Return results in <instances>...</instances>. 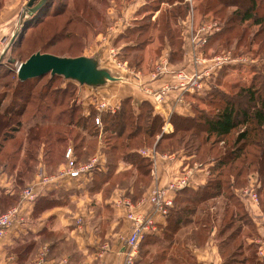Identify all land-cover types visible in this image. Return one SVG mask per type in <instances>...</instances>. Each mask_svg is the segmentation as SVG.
I'll use <instances>...</instances> for the list:
<instances>
[{"label":"crops","instance_id":"1","mask_svg":"<svg viewBox=\"0 0 264 264\" xmlns=\"http://www.w3.org/2000/svg\"><path fill=\"white\" fill-rule=\"evenodd\" d=\"M26 2L27 0H0V52L4 49V43L16 31ZM145 3L147 0H121L119 2L120 8L116 9L118 12L115 15L110 13L112 22L106 29V38L110 41L108 43H112L115 47L118 46L116 41L122 38L121 35L124 30L132 25L130 21L140 12H143L141 17L146 14L152 19L157 17L162 7L147 12L140 11ZM178 3H187L190 7L184 17H178L176 20L180 29L178 51L173 49L167 38H164L161 53L156 58L154 56L149 61L147 55L138 67L129 65L125 68H116L112 65L104 66L110 70L112 75L116 76L115 80L107 81L98 86L79 85V89L85 88L90 94L104 96L108 106H115L123 98L131 97L133 106L136 108L137 102L146 100L151 103L154 113L164 119L163 128H166V132H171L173 128L169 122L170 115L173 114L178 117L196 116V110L200 108L199 104H203L200 101L201 95L209 90L218 72H215L214 76L209 79L210 86L203 83V90L205 91H202L201 95L182 91L176 86L178 80L174 71L184 69L186 72L192 73L195 70L192 55L197 47L192 46L189 37L190 23L192 21L194 26V20L196 21V16L198 17L197 0H174L172 5ZM113 4L116 7V2ZM161 4L170 5L168 2ZM109 9L110 12L114 10L113 7ZM128 44L125 42L124 46ZM151 45L153 43H149L147 46ZM83 54L95 58L99 64H101L102 59H105V54L101 49H97L95 53ZM163 59L168 62L167 71L156 73L155 64ZM233 60L225 66L232 65ZM224 80L231 81L232 76L227 75ZM161 89H164L163 94L160 101H157L153 92ZM203 105L205 106V104ZM87 110L85 113H88ZM140 150L139 153H141ZM142 155L152 159L147 183L134 182L137 170H132L131 164L124 160H120L116 164L115 170L112 172L113 177L108 182H104L98 189L91 191H89L87 182H81L70 177H60L54 183L47 185L41 184L36 176L37 171L32 172L23 187L32 185L35 197L33 199L23 198L20 192L16 203L19 206V217L0 238V264H17L18 257L13 248L19 241L23 242L32 234L36 235V246L27 254L21 264H60L61 262H65V264H96L98 260L103 261L104 264H119L124 256L123 240L131 231V222L127 218L129 209L123 200L130 199L129 194L133 190H137L140 195L135 201L130 199L133 203L132 210L137 213L152 214L153 209L149 196L154 188L167 186L168 182L186 171L191 172L189 187L192 188L204 184L208 177L207 166L209 164L199 165L196 161H192L195 157L194 153L187 154L182 150L159 152L154 147V153L148 152ZM104 158L102 155L100 158L102 162H104ZM126 172L131 173L129 178L115 180L120 174ZM14 173L15 170L12 172L0 171V188L8 190L12 188ZM256 182L257 176L253 173L248 176L244 186L233 188V191L250 219L249 225L242 224L239 234L255 248L258 258L264 259V210L259 199L255 201L241 193L242 188L251 186ZM60 190L68 192L63 202L44 209L37 216L32 215L34 200L37 196H45L51 191L58 192ZM54 197L56 194L51 195L52 199ZM153 214L160 227L166 224V218L159 214ZM197 228L191 222L178 228L174 233L173 241L170 243L171 246L167 249L168 253H165L159 264H224L216 235L217 227L210 228L202 242L196 241L194 237ZM43 229H46L52 236L48 237L45 233L41 234ZM160 234L159 232L153 235L158 242L163 240ZM149 237L151 238V236ZM103 245H107V247L103 249ZM154 245L155 242L150 240L143 247L151 249ZM175 246H179L180 254L172 258L169 251L175 249ZM43 247L47 248V254L44 260L39 263L38 255ZM99 253L101 254L99 255ZM139 258L140 264L150 263L147 262L149 254L140 255Z\"/></svg>","mask_w":264,"mask_h":264},{"label":"trees","instance_id":"2","mask_svg":"<svg viewBox=\"0 0 264 264\" xmlns=\"http://www.w3.org/2000/svg\"><path fill=\"white\" fill-rule=\"evenodd\" d=\"M62 1L63 0H47L44 6L38 12L42 11L40 15H44L47 13H51L52 15L61 14V12H64L63 10L66 9V2L61 3ZM197 1L198 4L196 7L198 10V17L200 22L209 21L212 19L216 20L217 14H223L224 10L227 7L233 6L235 10L232 13H234V15L230 14L231 16L229 15L227 17L226 23H231L233 20L238 19L237 23L243 22L245 24L249 22L251 23V26L259 25V28L257 30L264 28V11L261 10L264 0ZM160 2L162 3L163 1L160 0ZM167 2L171 6L176 7L178 17H184L189 10L187 9V3H178L176 5H172L174 0H167ZM159 8V4H156L155 8H152L151 10H157ZM210 12H212L213 14H211ZM180 14L182 15L180 16ZM34 16H36V14ZM172 16V21L174 20L173 22L178 28V24L176 23L177 18L175 17V14L173 13ZM32 17H29V20L27 19V21H31L30 18ZM44 17H41V19L43 20ZM148 17L150 18V16ZM41 19H39V17H36L33 20L34 24L32 23V26H36V24H39ZM68 21H70V19H68ZM139 28L141 27L132 29L129 28L130 33H134V30H138ZM148 29V26L142 27L138 31V33L141 34L143 33V30L148 31ZM229 29L230 28L226 25L219 31L209 35L202 48L199 49V53L207 56L213 55L208 53L209 47H212L213 44L217 42V40H219V38ZM178 30L180 33L179 28ZM259 33L260 32H256L254 36ZM127 34L128 28L124 30L121 37L124 38L127 36ZM169 35L170 36L166 34L167 38L169 39L167 40L169 41L171 46H175V43L171 41V34ZM14 40L12 41L11 45L13 44ZM145 46L146 44L142 46L133 44L126 45L124 47L125 49L137 48L138 50H141ZM36 51L55 54L52 52L42 51L40 49ZM55 55L74 57L84 54L80 53L76 55ZM142 61L143 58L140 57L139 59L134 61L133 64L130 63V66L138 67L139 65H141ZM223 67L218 71L217 77L212 81L211 86L210 82L208 83L210 88L205 93V96H202L200 98L205 102L203 103L208 106V109L199 108L198 110H196V116L194 117H178L177 115H170L169 122L173 127L171 132L163 131L164 119L160 115L154 113L151 103L146 100L137 102L136 108H133L134 106H132V98L125 97L121 100V104L122 106L128 104L131 108L129 109V112H127L123 108L115 111L114 113L101 112L99 116V120L101 118L100 121L102 123L101 131L103 133H108L111 137L117 139L122 138L124 133H126L123 140L127 143L125 145V148L129 150L126 152L122 151L121 154L117 156V145H113L111 148L108 147L106 150L105 148H102L104 149L102 150L101 146H95V149L99 147L101 152V154L99 155L94 154V156H98V163L90 173L73 179L80 180L81 182H87L89 184V191L96 190L100 187L101 184H103L104 182H108L110 178L113 177L112 172L113 170H115L116 164H118L120 160H124L131 164L132 170H137V175L134 182L142 181L144 183H147L150 176L152 159L150 157L140 155L137 148L129 147L127 140L132 141V139H135L138 135L143 134L148 138H154L153 144L155 143L154 146L157 151L172 152L177 149H168L169 147L167 141L173 138L175 140L180 139L175 138L177 137L176 135L178 132H183V134L188 133L190 138H192L194 141H198L199 143L197 144V146H195L194 149H192V151L185 153H194L195 157L192 159V161H196L197 163H199V165L204 163L209 164L207 166V180L204 184H201L196 188L187 186L175 194L173 198V206L169 209V212L165 217L166 224L162 227L159 226V232L161 233L160 235L163 239L161 240L162 242H158V240H156V237L153 235H156L157 233H154L152 235H145L142 239L141 245H145L147 241L151 240L155 242V245L158 242L157 249L162 248L164 249L163 251H165L171 246L170 243L173 241L175 231L178 228L191 222L198 227L197 229L198 231H200L199 234L203 233V231L205 232V234L203 233L204 239L207 236V232L208 230H210V228L215 226L217 227L216 235L218 237L219 250L222 254L224 264H228L223 256L224 250H226L227 247H231L237 241H239V244L237 245V251H239V253H248L251 257H253V259H255L257 264H264V259L258 258L255 252V248L251 244H248V242L239 234L242 224L249 225L250 219L246 211L243 210L241 201L233 191V188L244 186L246 184L248 176H251V174L253 173L256 174L257 182L253 183L252 185L256 193L258 194L259 202L264 210V87L260 88L259 86H257L256 77L252 76L247 86H241L239 85V82H234L230 85V91H224L217 85V83L220 82V79L218 78L219 76L221 77L222 75H225L226 70L230 68V66H225L224 68ZM48 75L50 76V74ZM40 77L31 79L37 80ZM52 77L64 78L60 75L50 76V78ZM31 79L22 81L17 78L18 83L23 86L26 83L30 82L29 80ZM65 80H67L68 84H71L74 87L75 85H80L76 81L68 79ZM49 91L50 90L46 92L49 93ZM62 92L65 94L67 91L63 90ZM57 93L58 92H56V90H53L51 92V95ZM30 94L31 92H29V90L26 95H21L20 92L19 98L23 102H27ZM4 96L3 98H5ZM57 101V98H52L53 104H56ZM23 102L22 104H20L19 102H16V100H13L10 104H7L6 106H4V108H2V99H0V138L6 136V130H4L5 132L2 131V129L4 128H9L12 131L18 129L19 126H14L13 124H11V121L14 119V117H19L23 114V111L25 109ZM143 106L148 107V112L145 114L143 112ZM49 109L50 108L48 104L46 106V110ZM132 109H138V112L134 114ZM68 112H66V110H63L57 113L56 119L58 120L56 122L61 123L62 121H65L61 119V116H64L65 113H68V119L66 120L67 125H74L75 127L79 128L82 133H86L89 136L95 135L96 133L100 132V128L97 127L98 124L95 122V113H83L80 105L79 107H76V109L72 108ZM75 112L80 113L77 116V119L74 118ZM44 115H46V113ZM143 120L145 121L144 126L140 124V121ZM17 122V125H19V121ZM36 122L38 121H35V123L28 128L30 133V136L28 137L29 143L39 141L40 139V136L37 133L38 130H35L38 127V124ZM133 122L135 123V125H132ZM127 128L129 130H127ZM10 138H12V136H10ZM48 140L49 139H46L45 142H48ZM55 141H57L58 143H62L61 138H58ZM82 141L83 139L79 143H75L72 146L73 158L76 164L88 162L90 160V157L93 155L92 154L91 156H89V159L84 162L82 157L86 155V152L81 150L83 145H85ZM4 142L5 141H3L2 143ZM175 143H177V141ZM170 144H172V142H169V145ZM88 147L89 146H87V148ZM203 147H205L209 157L207 158L208 160L206 162L205 160L199 162L195 159L201 152ZM1 148L2 147H0V149ZM18 149L21 150V147H19ZM16 151L14 152V154L16 153ZM52 151L53 148L50 147L47 152L51 153ZM65 151L66 149L64 150L63 157ZM102 155H104L105 157L104 162H102L100 159ZM29 158L31 159L32 157ZM35 158L38 162L39 156H36ZM53 159V156H50V158H46V160L43 159L40 161V163L44 167L42 168L46 171V173H50L48 171L51 170H47V167H51L49 164L53 161ZM21 163L22 166H24L22 170H16V163L12 164V170H10L8 163L0 162V171L12 172L15 170L14 185L12 186V188L9 190L0 188V211H5L9 207L16 205L19 199V190L23 187L24 183H26L31 175L28 179H25V176H27L28 173L35 171L34 169L31 170V168H29V164L25 161H21L20 164ZM103 167H105V169H103ZM130 175L131 173H122L115 180H124L129 178ZM54 194H56V197L52 199L51 195ZM67 194V191L60 190L58 192L51 191L45 196H37L34 200L32 215L37 216L44 209L56 204H60L66 199ZM139 195L140 193H138L137 190H133L132 193L129 194V197L130 199L135 201L139 197ZM220 199L224 200V202H222L223 207L219 205ZM207 202H210L209 206L204 205V203ZM200 205H204V208L200 209ZM230 207H232L234 211V214L231 215L233 216V218L228 220L227 222H224L225 218H220L221 216L219 217L218 215L221 214V210L227 212ZM208 210L211 211L210 215ZM218 222H220V225H217ZM40 233H45L48 237L52 236V234L48 233L46 229H43ZM35 236L36 235L32 234L30 238L24 240L23 242L19 241L18 244L13 248V251L18 257L17 264H21L27 254L35 248ZM149 236H151V238ZM194 237H196V233ZM166 240H169V242L164 247L159 246L160 243H163V241ZM164 255L165 253L162 254L161 252V254H158L156 251L155 257L149 264H159ZM141 256H143V253ZM139 259L137 261H139Z\"/></svg>","mask_w":264,"mask_h":264},{"label":"rangeland","instance_id":"3","mask_svg":"<svg viewBox=\"0 0 264 264\" xmlns=\"http://www.w3.org/2000/svg\"><path fill=\"white\" fill-rule=\"evenodd\" d=\"M120 1L121 0H63L61 3L66 2V9L63 10L64 12H61V14L58 15H52L51 13L40 15L42 11L38 12L36 16L30 18L31 21L28 22V18L24 20V22L22 23L23 28L21 32L18 33L13 44H10L11 46L8 45L10 39H8L4 43V49L0 52V99H2L1 107L4 108V106L10 104L13 100H16V102L22 104L23 101L19 98L20 92L21 95H26L28 90L29 92H31L28 101L23 102V105L25 106L23 114L19 117H14V119L11 121V124H13L14 126H19L18 129H16L15 131H12L9 128L2 129V131L6 130L7 133L5 137L0 138V147H2L0 149V162L8 163L10 170H12L11 166L13 163H16V170H22L24 166H22V163L20 164V162L25 161L29 164V168H31V170L34 169L35 171H38L41 167H43L40 161L43 159L46 160V158H50V156H53L54 159L49 164L51 167H47V170H51L48 171L50 172L49 174L56 173L66 163L65 154L63 157L64 150L72 148L73 144L79 143L82 139V142L85 145H83L81 150L86 152V155L82 157L84 162L89 159L88 157L92 154L93 155L90 157V159L94 156V154H101L100 148L98 147L97 149H95V146H101V149L105 148L106 150L108 147L111 148L113 145H117V156H119L122 151L126 152L129 150L125 148V145L127 143L123 140L126 133H124L123 137L120 139L111 137L108 133H103L101 131V121L100 124L97 125V127L100 128V132L91 136L87 135L86 133H82L80 129L75 127L74 125H67L66 120L68 119V111H70L72 108L76 109V107H79L80 105L83 113H85V111L88 109L87 112L96 114V107L99 105V103H106L107 101L105 100L104 96L94 93L90 94L85 88L79 89V86L75 85L74 87L73 85L68 84L67 80L62 77L50 78L48 74L43 75L37 80L31 79L29 80L30 82L26 83L23 86L18 83L16 72L18 64L26 60V58L32 52L38 49L60 55L95 53L97 49H101V51L105 54V59H102L100 65H102L103 67L112 65L116 68H125L127 65L130 66L140 57L144 58L147 55L149 56V61L154 56L156 58V56L160 55L161 53L162 40L164 38H167L166 34H168V36H170L169 34H171V41L175 43V46L172 47L173 49L178 51L180 46V33L173 22L174 20L172 21L173 13L175 14V17L178 18V12L176 10V7L167 4L162 5L160 0H147V3L142 5L140 10L147 12L152 8L154 9L156 4H159L162 9L157 17H155V19L149 18L148 14L141 17L143 12H140V14L136 15L130 21V24L132 25L131 27H127V36L118 39V42L116 41V43L118 44V46H116L117 48L112 43H108L110 41L108 40V38H106V29L112 22V16L110 15V13H112V15H115V13L118 12L116 9L120 8ZM162 1L167 2V0ZM113 2H116V7ZM112 7L114 8V10L113 12H110L109 8ZM187 9H190V7L188 6ZM234 10L235 9L233 6L227 7L224 10L223 14L221 13L216 15V20H209L210 22H216L217 26L219 27L218 30L213 31L212 33L219 31L226 25L230 29L226 31L225 34H223L210 49H208V53H224L234 59V63L232 65H229L230 68L226 70L225 75H222L221 77L219 76L218 79H220V82L217 83V85L224 91H230L229 88L232 83L239 82V85L247 86L251 80V77L253 76L256 77V85L260 88H263L264 28L257 30L259 28V25L251 26V23L249 22L245 24L243 22L237 23L238 19L233 20L231 23H226L227 17L230 14L234 15V13H232ZM261 10L264 11V2ZM210 13L213 14L212 12ZM181 15L182 14H180V16ZM36 17H39V19H41V17L44 18L43 20L41 19L40 22L38 21L39 24H36V26H32L34 24L33 20ZM68 19H70V21H68ZM198 23H200V20L199 17L196 16L194 25ZM146 26H148L149 28L148 31L143 30V33H138V31L142 27ZM136 27L141 28H139L138 30H134L135 32L131 34L129 28L132 29ZM256 32L260 33L254 36ZM207 37H205V40L207 39ZM125 42L129 43L128 45L138 44L139 46H142L146 44V46L141 50H138L137 48L125 49ZM148 42L153 43V45L147 46ZM227 75H229L230 77L232 76L231 81L224 80L226 79ZM48 90H50L49 93L46 92ZM53 90H56V92L58 93L51 95V92ZM63 90H66L67 92L64 94L62 92ZM202 91L205 90L202 89L200 92L195 93H199L201 95L203 93ZM3 96L5 98H3ZM201 96L204 97L205 94H202ZM52 98L58 99L56 104H53ZM200 101L201 103L204 102L201 99ZM48 104L50 109L46 110V106ZM203 104H199L200 109L208 107L207 105L204 106ZM110 106L115 109L113 111L105 109L100 111L99 114H101V112L114 113L115 111L122 108L129 112V109H131L128 104L122 106L121 100L117 105ZM133 108H135V106ZM63 110H66V112H68L65 113L64 116H61V119L65 121L57 123L56 121L58 119H56V115ZM132 111L134 114H136L138 112V109H132ZM143 112L144 114L148 112L147 106H143ZM45 113L46 115H44ZM79 114L80 113L75 112L74 118L77 119V116ZM17 121H19V125H17ZM35 121H38L36 122L38 124V127L35 130H38L37 133L39 134L40 139L39 141L29 143L28 137L30 136V133L28 128L29 126L33 125ZM144 123V120L140 121V124L142 126L145 125ZM132 125H135V123L133 122ZM127 130L129 129L127 128ZM10 136H12V138H10ZM176 136L177 137L175 138L180 139L175 140L173 138L167 141L169 147L168 149L176 148L177 150H182L185 153L192 151V149H194L195 146H197V144L199 143L198 141H194L192 138H190L188 133L183 134V132H178ZM58 138H61L62 143H58L57 141H55ZM46 139H49L48 142H45ZM153 140V137L148 138L143 134H140L135 139H132V141L127 140V142L129 147L137 148L138 150H140L144 147L153 149L155 147V143L153 144ZM3 141L5 142L2 143ZM176 141L177 143H175ZM169 142H172V144L169 145ZM86 145L89 147L87 148ZM19 147H21V150L18 149ZM50 147L53 148V151L51 153L47 152ZM15 151L16 153L14 154ZM139 154L142 155L141 153ZM36 156H39L38 162L35 158ZM29 157L32 158L30 159ZM208 157L209 155L207 154L205 147H203L195 160H198L199 162L205 160L206 162L208 160ZM31 173H28L27 176H25V179H28ZM23 188H21L19 191L21 192ZM222 202H224V200L220 199V206L223 205ZM204 205L209 206L210 202L204 203ZM204 205H200V209L204 208ZM208 212L210 215L211 211L208 210ZM220 213L221 214H219L218 216H221L220 218L223 219L225 218L224 222H227L228 220L233 218V216L231 215L234 214V211L232 207H230L227 212L221 210ZM217 225H220V222H218ZM199 232L200 231H198L197 229L195 238L198 242H202L204 240L205 232L203 231L204 234H199ZM168 242L169 240L163 241V243H160L159 246L164 247ZM238 244L239 241L224 250L223 256L226 262L228 264H257L255 259H253L250 254L245 252L239 253V251H237ZM157 246L158 242L156 243V245H154V247L148 249V247H143V245H141L140 243L139 256L142 255V253L144 255L149 254L147 262H151L153 260L152 258H154L156 255V251L158 254H161V252L162 254L168 253V250L163 251L164 249L162 248L157 249ZM174 248L175 249H171L169 251L172 258L179 256L180 254L179 246H175ZM146 250L148 254H145L147 253ZM137 262L135 264H140L139 262L141 261Z\"/></svg>","mask_w":264,"mask_h":264},{"label":"built area","instance_id":"4","mask_svg":"<svg viewBox=\"0 0 264 264\" xmlns=\"http://www.w3.org/2000/svg\"><path fill=\"white\" fill-rule=\"evenodd\" d=\"M191 32H190V43L194 48L193 62L195 64V70L192 73L186 72L184 69H179L174 71V74L178 80L177 87L182 91L188 93L200 92L203 89V83H209L215 72H218L224 65L231 62L232 58L227 54H213L210 56L203 55L199 53V47L205 43V37L211 34L213 31L218 30L216 22L204 21L197 25H192L191 21ZM168 62L166 59L158 61L155 64L156 73H163L167 71ZM163 90L154 91L153 95L157 101H160L163 94ZM111 110L115 108L108 106L105 102H100L96 107L97 113L95 117V122L100 124L99 113L102 110ZM163 131H167L163 128ZM149 150V151H148ZM142 154H147L148 152L154 153L153 149H142L140 151ZM66 163L65 165L56 173H46L41 167L36 176L41 184H50L57 181L60 177H70L76 178L92 171L95 165L98 163V156H93L88 162L76 164L73 158L72 148H68L65 152ZM191 172L186 171L180 173L173 180L168 182L167 186L162 188H154L149 196L150 203L152 204L153 213L159 214L162 217H166L169 209L173 206V198L175 194L182 190L183 188L189 186ZM241 193L251 197L253 200L258 201V195L253 187L245 186L241 189ZM21 196L23 198L33 199L35 194L33 192V186L27 185L21 191ZM123 203L128 207L127 218L131 222V231L129 235L123 240L124 256L119 264H135L139 256V245L147 234H156L160 231L158 223L154 219V214L148 213H137L132 210L133 203L130 199L123 200ZM19 217V206L13 205L5 211H0V238L4 235L6 230L17 220ZM107 245H103L102 248L105 249ZM47 253V248L43 247V250L38 255V262L44 260ZM101 253H99L100 255ZM60 264H65L61 262ZM96 264H104L103 261L98 260Z\"/></svg>","mask_w":264,"mask_h":264},{"label":"water","instance_id":"5","mask_svg":"<svg viewBox=\"0 0 264 264\" xmlns=\"http://www.w3.org/2000/svg\"><path fill=\"white\" fill-rule=\"evenodd\" d=\"M47 0H27L17 23V28L9 40L10 45L22 30V23L34 16L44 6ZM21 27V28H20ZM17 78L25 81L45 74L60 75L65 79L76 81L80 85L98 86L107 81L115 80L109 69L100 66L99 62L86 55L58 56L51 53L36 51L26 60L20 62L16 69Z\"/></svg>","mask_w":264,"mask_h":264}]
</instances>
